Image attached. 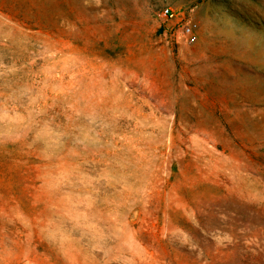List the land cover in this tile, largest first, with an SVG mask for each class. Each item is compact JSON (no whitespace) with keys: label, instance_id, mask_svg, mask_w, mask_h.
Wrapping results in <instances>:
<instances>
[{"label":"rangeland","instance_id":"obj_1","mask_svg":"<svg viewBox=\"0 0 264 264\" xmlns=\"http://www.w3.org/2000/svg\"><path fill=\"white\" fill-rule=\"evenodd\" d=\"M0 264H264V0H0Z\"/></svg>","mask_w":264,"mask_h":264},{"label":"built area","instance_id":"obj_2","mask_svg":"<svg viewBox=\"0 0 264 264\" xmlns=\"http://www.w3.org/2000/svg\"><path fill=\"white\" fill-rule=\"evenodd\" d=\"M166 22L177 21L183 25L182 33L186 37L187 41L193 43L197 40L196 28L197 25L190 20H185L183 17H179L172 9L166 8L162 12Z\"/></svg>","mask_w":264,"mask_h":264}]
</instances>
